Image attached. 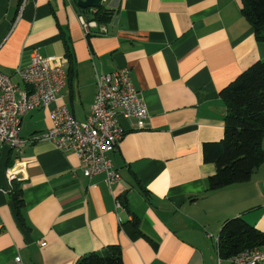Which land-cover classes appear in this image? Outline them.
I'll list each match as a JSON object with an SVG mask.
<instances>
[{
    "label": "crops",
    "instance_id": "crops-1",
    "mask_svg": "<svg viewBox=\"0 0 264 264\" xmlns=\"http://www.w3.org/2000/svg\"><path fill=\"white\" fill-rule=\"evenodd\" d=\"M22 4L0 0L1 72L23 87L17 70L36 53L55 58L71 68L57 103L84 121L98 75L130 68L149 118L140 125L119 117L125 134L110 158L122 178L112 187L105 174L85 177L78 156L51 142L21 154L4 146L0 264H76L111 246L124 264H218L227 220L240 217L264 232V163L249 182L211 190L216 166L203 155L205 143L225 134L222 91L264 61L243 0H107L106 22L76 0ZM81 16L96 25L86 29ZM50 126V110H34L21 135Z\"/></svg>",
    "mask_w": 264,
    "mask_h": 264
},
{
    "label": "built area",
    "instance_id": "built-area-1",
    "mask_svg": "<svg viewBox=\"0 0 264 264\" xmlns=\"http://www.w3.org/2000/svg\"><path fill=\"white\" fill-rule=\"evenodd\" d=\"M28 1L23 0L22 9ZM106 1L103 0V3ZM80 18L86 29L96 25L94 20L87 21L84 16ZM17 74L23 87L0 71V152L4 146H9L21 154L27 145L51 142L59 150L78 156L84 165L85 177L91 179L105 174L110 187L118 183L122 177L110 154L119 149L125 134L119 117L140 125L149 118L147 105L134 85L130 68L98 75L95 101L84 121L75 118L67 106L57 103L68 85L69 74L63 64L55 62V58L36 53L31 64L17 70ZM52 105L54 107L51 108ZM38 109L50 110V128L31 138L22 137L23 118ZM139 124L136 126L142 128ZM117 206H122L120 201H117ZM224 262L262 264L264 253L256 247L227 259L219 254L218 264Z\"/></svg>",
    "mask_w": 264,
    "mask_h": 264
},
{
    "label": "trees",
    "instance_id": "trees-1",
    "mask_svg": "<svg viewBox=\"0 0 264 264\" xmlns=\"http://www.w3.org/2000/svg\"><path fill=\"white\" fill-rule=\"evenodd\" d=\"M243 14L255 30L258 41L264 42V0H243ZM94 18L100 22L110 19L101 7ZM69 78L71 68L68 69ZM226 103L225 134L219 142L203 145L204 160L216 166L209 178L211 190L249 182L254 169L264 163V61L244 71L221 93ZM18 208L24 204L22 192L15 191ZM137 224V221H136ZM264 244V232L243 218L227 220L219 238V253L224 259ZM76 264H124L122 251L111 246L108 251L92 252Z\"/></svg>",
    "mask_w": 264,
    "mask_h": 264
},
{
    "label": "water",
    "instance_id": "water-1",
    "mask_svg": "<svg viewBox=\"0 0 264 264\" xmlns=\"http://www.w3.org/2000/svg\"><path fill=\"white\" fill-rule=\"evenodd\" d=\"M76 4L81 9H100L103 6V0H76ZM258 168L254 169V173Z\"/></svg>",
    "mask_w": 264,
    "mask_h": 264
}]
</instances>
